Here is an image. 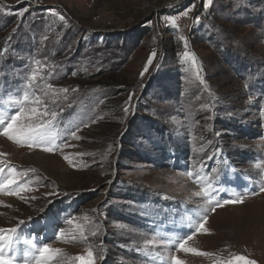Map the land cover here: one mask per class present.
<instances>
[{
  "label": "rangeland",
  "instance_id": "obj_1",
  "mask_svg": "<svg viewBox=\"0 0 264 264\" xmlns=\"http://www.w3.org/2000/svg\"><path fill=\"white\" fill-rule=\"evenodd\" d=\"M9 34L31 46L0 47V72L20 82L0 113L35 92L49 114L20 123L56 112L59 147L0 135V178L15 169L31 189L0 193V229H17L6 254L11 243L31 261L46 244L53 264L89 250L95 264H264V0H0V42ZM232 175L240 189L225 187ZM188 234L209 255L177 250Z\"/></svg>",
  "mask_w": 264,
  "mask_h": 264
},
{
  "label": "snow or ice",
  "instance_id": "obj_2",
  "mask_svg": "<svg viewBox=\"0 0 264 264\" xmlns=\"http://www.w3.org/2000/svg\"><path fill=\"white\" fill-rule=\"evenodd\" d=\"M207 2L210 4L211 0H207ZM53 15H56L55 12L52 13ZM61 20L64 19L63 16L60 17ZM175 23V21H173ZM188 53H185V56H188ZM152 56H155V52L152 53ZM192 59V62L195 63V57H190ZM149 63H151V59L149 60ZM147 69H145L146 71ZM143 75V73H142ZM30 82H35L37 80V75L35 72H32L29 76ZM31 86V84L29 85ZM48 88L52 91V94L55 95V90L52 88V86L49 84ZM61 91L67 92L68 89H62ZM2 99V98H0ZM31 103V107H26ZM42 103L41 98L36 95V93H33L32 98H30L28 95H24L23 102L20 103V106L18 109L15 110V114L10 116V119L6 121L3 117V114L0 113V135H3L7 137L10 141L24 147H39L41 150L45 152H53L56 150L59 145L53 144L52 140L50 139L48 135V129L51 125L52 121L55 120V117L57 115L56 112H51L50 115L52 117V121L47 122H41L38 124H29L24 123L21 124L20 121H31L34 118L40 116V115H48L49 113L44 112L41 113L39 111V105ZM2 107V105H0ZM127 111V109H125ZM70 135L72 137H76V131H71ZM78 138V137H77ZM4 155V154H0ZM65 159H68L65 157ZM71 163V161H69ZM4 171L3 168H0V173ZM189 176L192 175V173H188ZM15 187H12V186ZM211 185L209 184L207 187H202L200 192H197L195 195L200 196L201 193H203L205 196H209L208 188H210ZM19 189V191L17 190ZM30 191L31 189L27 188H21L18 179H17V173L15 169L10 170V174L6 178H0V193L4 195H17L19 196L20 191ZM261 192H264V188L260 189ZM23 198V197H21ZM243 196L238 197L237 199H228V200H222L217 202L214 207L213 211L217 207H224L225 205L229 204H242ZM69 223L72 221L69 220ZM207 222V216L203 218V221L199 223V227L197 228L198 232H207V229L205 228V224ZM20 223H23L21 221ZM17 232V229L11 228V229H0V264H53V261L55 258L60 255L59 249H52L49 248L48 245H36V254L33 256L32 260L29 261L27 258H23L26 253H22L21 257L22 259L17 261L13 256V250L11 248V243H8V251L7 254L5 253V247L4 242L10 241L12 238V235ZM95 234V233H94ZM192 239V234H188L186 238H181L177 241H175L177 250L181 252H190L194 253L196 255H209L208 253L203 252H196L195 249H191L188 247H185L187 242ZM76 261L79 262V264H95V256L94 253L89 250L87 252L86 256H77L74 258ZM240 261H243L244 264H255L254 261L246 260L244 257H238L237 258ZM171 264H185V262L177 257H172ZM218 264H221V262H218ZM227 264H233L232 261H228Z\"/></svg>",
  "mask_w": 264,
  "mask_h": 264
},
{
  "label": "trees",
  "instance_id": "obj_3",
  "mask_svg": "<svg viewBox=\"0 0 264 264\" xmlns=\"http://www.w3.org/2000/svg\"><path fill=\"white\" fill-rule=\"evenodd\" d=\"M8 36H9L8 39H4V38L1 39L0 47H1V52H4L6 50L11 51L10 58H14L15 56H17L16 55V51L19 50V44L22 41H25L27 43L25 45L26 47H30L31 46V43H30L29 40H24V39L21 40L18 35H17L16 40L12 37V35L9 34ZM13 64H15V63H13ZM17 68H20V67H14V68H11V69L16 72Z\"/></svg>",
  "mask_w": 264,
  "mask_h": 264
},
{
  "label": "crops",
  "instance_id": "obj_4",
  "mask_svg": "<svg viewBox=\"0 0 264 264\" xmlns=\"http://www.w3.org/2000/svg\"><path fill=\"white\" fill-rule=\"evenodd\" d=\"M194 54V57L196 58V57H198L195 53H193Z\"/></svg>",
  "mask_w": 264,
  "mask_h": 264
},
{
  "label": "bare ground",
  "instance_id": "obj_5",
  "mask_svg": "<svg viewBox=\"0 0 264 264\" xmlns=\"http://www.w3.org/2000/svg\"><path fill=\"white\" fill-rule=\"evenodd\" d=\"M182 227V226H181Z\"/></svg>",
  "mask_w": 264,
  "mask_h": 264
}]
</instances>
